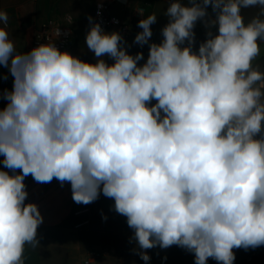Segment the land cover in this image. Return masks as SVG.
Returning <instances> with one entry per match:
<instances>
[{
  "label": "clouds",
  "instance_id": "9594fccd",
  "mask_svg": "<svg viewBox=\"0 0 264 264\" xmlns=\"http://www.w3.org/2000/svg\"><path fill=\"white\" fill-rule=\"evenodd\" d=\"M209 6L217 15L206 26L218 34L209 31L193 51ZM249 7L260 11L245 23ZM165 14L163 40L139 66L143 54L129 55L121 35L99 23L86 35L94 64L51 40L18 53L0 8V66L14 78L3 93L0 155L20 170H0V264H25V246H39L43 216L25 204L29 175L69 182L77 204L101 191L114 199L145 262L143 250L157 246L185 248L195 264H234V248L264 246V71L253 65L264 0L172 2ZM156 20L138 22L136 43L149 42Z\"/></svg>",
  "mask_w": 264,
  "mask_h": 264
},
{
  "label": "crops",
  "instance_id": "0c3cea01",
  "mask_svg": "<svg viewBox=\"0 0 264 264\" xmlns=\"http://www.w3.org/2000/svg\"><path fill=\"white\" fill-rule=\"evenodd\" d=\"M108 0H0V8L5 10L9 16V38L13 40L16 52L28 53L36 31L42 29L49 23H63L65 15L73 17V40L68 50L73 56L81 60L95 63L97 58L87 48L86 35L94 23L96 9ZM128 6L125 10L113 8V14L129 20L131 12L136 5H146L149 8L148 15L155 13L156 22L166 25L170 18H165L167 8L172 2H179L183 6H191L193 0H127ZM201 2V0H195ZM208 17V8H207ZM147 15V16H148ZM91 17V22L89 20ZM164 18V19H163ZM203 19V20H204ZM203 20H198L195 29L200 33H207ZM139 22V21H138ZM135 22L133 35L122 38L121 46L129 55L143 54V59L138 62L139 66L146 63L151 43L160 44L163 40L162 31L158 30V23L152 24V36L148 43L140 45L135 42V37L143 31ZM194 31L195 38L199 43L208 39V35L202 36ZM117 32L111 30L106 33ZM188 42L185 41L184 46ZM264 42H260V55L253 62L264 71ZM199 49V48H198ZM198 51V50H195ZM103 59L109 65L114 63L113 58L105 55ZM13 76L7 67L0 66V88L11 91L13 88ZM8 101L0 96V110L6 107ZM151 101V105L156 104ZM259 139V135L256 137ZM4 157L0 155V170L9 172L10 175L19 174L3 166ZM24 184L28 193L25 204L35 203L43 216V223L37 229V240L39 246H25V264H83L87 253L96 249L108 253L100 259V264H162L160 257L167 255L172 264H195V255L187 249L173 245L166 249L159 246L146 251L150 260L145 262L138 254L142 251L134 239V230L127 224V218L115 211V201L105 197L101 192L94 202L77 204L72 199L71 184L65 182L63 185L53 179L50 183H38L31 175L25 177ZM82 208H89L90 213L85 216H77L76 212ZM83 219H90L89 226L76 229V224ZM250 250L258 252V264H264V246L255 249L244 248L233 249L235 254L234 264H249L247 255ZM82 253V254H81Z\"/></svg>",
  "mask_w": 264,
  "mask_h": 264
},
{
  "label": "built area",
  "instance_id": "2783aa9c",
  "mask_svg": "<svg viewBox=\"0 0 264 264\" xmlns=\"http://www.w3.org/2000/svg\"><path fill=\"white\" fill-rule=\"evenodd\" d=\"M128 4L129 3L127 0H108L106 3L96 9L94 23H99L104 32L116 30L122 38H127L133 35L135 32V22L145 19L148 15L149 8L146 5H136L131 12V18L129 20L123 19L119 15L113 14V8L125 10ZM63 20V23H49L42 29L36 31L31 43V49L41 43H47L49 40H51L61 51H68L71 48L73 40L72 25L74 20L71 15H65ZM6 27H9V22ZM56 30H59L58 36L56 35ZM4 92V89L0 88V96H2ZM89 213V208H82L76 212V215L85 216ZM90 223V219H83L76 224V229H83L89 226ZM106 255H108V253L92 249L85 256L83 264H100V259ZM257 258L258 253L256 250H250L248 252L247 262L249 264H256ZM160 262L162 264H172L170 258L167 255L161 256ZM207 264H219V262H217L215 259L209 258L207 260Z\"/></svg>",
  "mask_w": 264,
  "mask_h": 264
},
{
  "label": "rangeland",
  "instance_id": "374dc122",
  "mask_svg": "<svg viewBox=\"0 0 264 264\" xmlns=\"http://www.w3.org/2000/svg\"><path fill=\"white\" fill-rule=\"evenodd\" d=\"M259 11H260V9L258 7H249V8H246V9H242V15H243V17L245 19V23H247L252 17L256 16L259 13ZM161 14L166 15L165 13H161ZM216 15H217V12H214L213 9L211 8V6H209L208 7V17L203 20V24L205 25L204 27L207 29V33L200 34L195 28H194V31L196 30V32H198L197 34L202 35V36L208 35V32L209 31H211L213 34H218V26L217 27H211V28H209L208 26H206V21H211V20L215 19L216 18ZM165 18H167V20H168L169 17L166 15ZM156 23H158V21ZM166 25L162 24L159 21V23L157 25L159 27L157 29L160 30V31H162V29ZM183 46L184 45H182V47ZM199 46H200L199 41L194 37V43L192 45V50L193 51L198 50ZM262 48L264 49V45L262 46ZM30 51H31V49L29 50V52ZM256 264H258V261H256Z\"/></svg>",
  "mask_w": 264,
  "mask_h": 264
}]
</instances>
